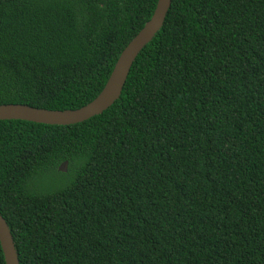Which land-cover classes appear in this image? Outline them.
Instances as JSON below:
<instances>
[{
	"label": "trees",
	"instance_id": "1",
	"mask_svg": "<svg viewBox=\"0 0 264 264\" xmlns=\"http://www.w3.org/2000/svg\"><path fill=\"white\" fill-rule=\"evenodd\" d=\"M156 3L0 0V104L85 105ZM0 213L20 264H264V0H172L106 110L0 119Z\"/></svg>",
	"mask_w": 264,
	"mask_h": 264
},
{
	"label": "water",
	"instance_id": "2",
	"mask_svg": "<svg viewBox=\"0 0 264 264\" xmlns=\"http://www.w3.org/2000/svg\"><path fill=\"white\" fill-rule=\"evenodd\" d=\"M172 0H157L151 17L121 51L115 65L97 96L78 108L47 109L23 103H1L0 119H23L49 124H72L84 121L110 107L121 95L130 68L140 50L162 27ZM59 170H67V161ZM0 244L6 264H20L9 225L0 213Z\"/></svg>",
	"mask_w": 264,
	"mask_h": 264
}]
</instances>
